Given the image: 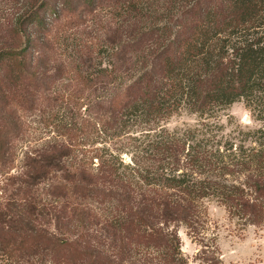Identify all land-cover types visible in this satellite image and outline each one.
I'll use <instances>...</instances> for the list:
<instances>
[{
    "label": "trees",
    "instance_id": "1",
    "mask_svg": "<svg viewBox=\"0 0 264 264\" xmlns=\"http://www.w3.org/2000/svg\"><path fill=\"white\" fill-rule=\"evenodd\" d=\"M50 1L63 12L106 10L112 24L85 53L72 48L70 65L49 66V126L69 146L55 142L30 164L28 180L49 177L51 213L40 209L33 182L16 189L23 212L0 201V259L126 264L137 255L145 264L155 251L162 264H186L177 232L184 228L193 240L203 234L204 201L240 226L263 227L264 0H8L5 33L21 39V25ZM27 53L0 42V168L18 135L16 109L39 101L38 64ZM237 102L262 126L223 136L209 120ZM60 109L67 120L59 124ZM181 112L198 123L162 127ZM74 144L91 149H80L78 160ZM94 205L113 238L110 252L90 228ZM203 260L220 264L215 253Z\"/></svg>",
    "mask_w": 264,
    "mask_h": 264
},
{
    "label": "rangeland",
    "instance_id": "2",
    "mask_svg": "<svg viewBox=\"0 0 264 264\" xmlns=\"http://www.w3.org/2000/svg\"><path fill=\"white\" fill-rule=\"evenodd\" d=\"M53 4V1L48 2V7L38 12L37 18L33 19L34 22L21 25L24 29L23 36L19 40H13L4 30L6 27L4 18H10L13 7L8 0H0V27L3 28L0 42L11 47L18 46L28 49V57L34 55L35 65L38 64L35 81L41 86L39 101L16 109L18 135L11 144L9 164L0 168V201L8 199L9 203L13 204L19 212H23L25 207L23 199L20 196L17 197L16 189L22 185L28 186L32 182L34 193L39 194L40 209H45L48 213L52 212L49 208V177L36 181L28 180L30 164L33 160H39L41 156L47 155L49 145L57 143L59 146H69V142L60 138L56 130L49 126V66L53 67L59 63L65 66L70 65L73 55L72 48H80L85 53L90 46L97 43L102 28L112 24L111 17L106 10L96 8L88 12L76 7L72 9L73 11L63 12L61 7L56 8ZM21 13L22 10L17 15ZM26 21L27 19L23 18L22 24ZM31 44L34 47H31ZM49 47L52 50L49 51ZM49 58H51V64H49ZM67 88L68 80L65 77L63 83L56 88V92L60 95L64 94V90ZM86 93L83 97H87V99L89 97L91 100L99 96V93H95L90 97V92ZM59 111L57 121L60 124L67 118L63 109ZM197 123L196 116L181 112L162 123V127L171 132L192 128ZM209 123L221 126L223 136L230 137L236 136L238 132L255 131L262 126L242 102L229 106L209 120ZM119 141L124 143L123 139ZM74 145L78 160L81 159L80 149H91L87 145L84 148L78 147V144ZM122 158L125 162L128 161L127 156ZM3 191H6L5 195L1 194ZM53 205L59 208V204L56 202ZM203 207L206 211V225L200 237L193 240L184 228H179L177 232L180 252L186 264H208L209 262H205L203 259L212 256V253H215V256L219 258L220 264H264V226L261 228L240 226L238 221L230 219L224 208L215 201H204ZM101 208L99 205L91 207L93 212L96 211V215L90 228L94 231L93 235L97 243L102 245L103 248H101L110 252L109 246L112 244L113 238L104 229ZM50 215H47L48 220H50ZM53 223L52 221L51 225H54ZM197 241H202L205 245L206 257L201 253ZM147 253L150 255L147 258L152 260L145 264H162L160 253L155 251ZM134 262L141 263L139 256L132 255L127 259L126 264H134ZM0 264H5V262L0 259ZM18 264H35V262H20Z\"/></svg>",
    "mask_w": 264,
    "mask_h": 264
}]
</instances>
